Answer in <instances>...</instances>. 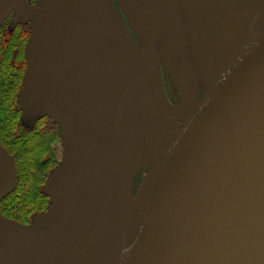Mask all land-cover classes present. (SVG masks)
<instances>
[{
	"label": "water",
	"instance_id": "1",
	"mask_svg": "<svg viewBox=\"0 0 264 264\" xmlns=\"http://www.w3.org/2000/svg\"><path fill=\"white\" fill-rule=\"evenodd\" d=\"M112 1V5L116 3L128 20L138 46L129 37L127 41V34L116 24V13L113 19L106 13L96 24L95 0H79L81 8L73 13L71 21L68 15L61 19L62 24L65 23L70 29L75 21L69 45L70 64L78 43L77 40L74 42L78 23L81 22L80 51L86 60H92L91 43L99 40V84L97 87L85 84L84 89L87 115L91 109L95 113L99 109L97 115L103 123L98 144L102 147L105 142L102 135L110 130L104 111L106 101L101 93L102 68L103 83H107L106 66L116 69V77L112 76V79L121 86L115 102L109 97L113 132L117 129L114 103L119 109L125 104L134 108L139 78L143 91L150 97L152 91L157 106L165 113V117L163 114L157 116L166 123L174 121L177 126L174 130L172 125L169 129L167 126L165 135H160L162 143H168L166 147L159 152L153 148L155 161L136 195L128 202L127 212L117 233V246L111 264H264V26L259 28L258 22L259 33H256L251 25L252 12L249 13L245 30L241 28L239 35L251 38V42L225 66L217 80L199 97V71L181 23L171 17L173 23L170 28L164 26L159 31L163 37H159L137 0ZM57 2L59 0H45L44 11L49 6L51 10L49 26ZM153 2L158 4V0ZM15 3L16 0L3 1L0 20L13 10ZM170 3L175 13L179 4L177 0H170ZM159 12L155 15L159 16ZM78 16L80 19H77ZM105 20L110 24L106 42L102 40L106 34H101L100 28ZM59 21L56 37L64 27ZM51 29L52 26L48 30L50 42ZM160 39H166L178 49L177 59L168 66L167 71L175 81L183 103L174 104L167 96ZM225 40L231 41L230 38ZM211 43L207 46V54L213 52L215 45ZM125 46L129 53L123 52ZM100 51L103 52L102 64ZM133 56L139 58V64L135 66V63H131L130 67L134 89L132 85L128 87L124 79V74L128 73L125 66ZM90 73L93 75L94 71ZM88 76L87 80L92 84L93 76ZM147 77L150 88L146 83ZM183 78L185 84H179L178 81ZM40 83L34 84L28 96L25 95L27 102ZM31 105L42 113L54 111L51 89L39 90ZM141 110L149 135L144 103ZM95 119L98 118L95 116ZM119 125L120 130L122 125ZM97 164L95 161L91 168L94 180L100 176ZM87 186L92 187V190L89 189L90 195H95L101 189L95 184L86 185V189L89 188Z\"/></svg>",
	"mask_w": 264,
	"mask_h": 264
},
{
	"label": "flooded vegetation",
	"instance_id": "2",
	"mask_svg": "<svg viewBox=\"0 0 264 264\" xmlns=\"http://www.w3.org/2000/svg\"><path fill=\"white\" fill-rule=\"evenodd\" d=\"M44 4L45 1L40 5V0H27V8L36 11L33 13L28 9L20 11V0H16L13 10L0 20V264H110L128 202L155 161L153 148L161 151L165 145L160 135H165L167 126L169 129L172 125L174 130L177 125L161 121L157 115L165 117V113L157 106L153 92L152 100L143 91L139 78L135 107L125 104L119 109L114 103L117 129L113 132L109 97L115 102L121 86L112 79L116 69L106 66L107 83H103L102 68L101 93L110 130L102 135L105 142L101 147L100 134L86 132L84 84L81 81L75 86L71 76L69 45L75 21L72 29L67 26L59 36L63 45L55 53V60L53 53L46 50L50 44L51 10L49 6L45 12ZM113 6L117 26L125 31L127 41L130 38L138 46L122 10L115 3ZM80 23L74 39L79 43L78 51ZM100 28L106 42L109 21H102ZM100 58L102 64L101 51ZM28 70L34 76L37 72L44 75L29 102L24 94ZM163 74L170 101L183 103L181 96H172V79L164 66ZM146 80L150 88L149 78ZM42 88L53 92L54 111L42 113L31 105ZM142 103L149 120V135ZM98 111L91 109L89 115L99 119ZM95 161L100 175L97 180L91 175ZM92 184L104 187L108 205L101 208L102 216L96 213L93 224H89L81 195L85 186Z\"/></svg>",
	"mask_w": 264,
	"mask_h": 264
},
{
	"label": "rangeland",
	"instance_id": "3",
	"mask_svg": "<svg viewBox=\"0 0 264 264\" xmlns=\"http://www.w3.org/2000/svg\"><path fill=\"white\" fill-rule=\"evenodd\" d=\"M44 1L45 0H40V5L43 4ZM137 2L147 16V20L154 32L159 35V37H163V34L159 33V31L163 30L164 26L173 23V20L170 19L171 17L172 19L177 20L178 23H181L183 34L186 37L189 48L191 49L190 51L193 61L199 71L197 78V84L199 85L197 90L200 91L199 97H202L205 90L217 80L225 66L251 42L249 41L251 38L246 39L239 35V30L241 28L245 30V21L249 16V13L252 12L251 25L256 33H259V28H263L264 26V0H177L179 7H176L175 13L170 0H158V4H155L153 0H137ZM167 2H169V4H167ZM26 4L27 0H20V11L23 9L29 10ZM112 4V0H95V7L97 9L95 12L96 24L101 17L103 19V16L106 13L111 15L113 19L116 11ZM55 6L53 21L51 23L52 38L49 47L46 50L53 53L55 60H57L55 53H59L61 51V46L63 45H61L62 42L59 36L65 29L64 27H66L65 23L64 25L62 24L61 19L65 15H68L71 21V16L81 8V4L79 3V0H59V3L57 2ZM169 6L171 7V10H169ZM162 7L164 10L161 11ZM158 10L160 11L159 16L155 15ZM29 11L33 13L36 12L34 10ZM58 21L60 25L64 27L61 28V31L58 34L59 36L56 37L55 34L58 28ZM241 21H243V24H241ZM258 22L260 26H258L259 28L257 30ZM252 33L256 34L254 32ZM226 38H230L231 41L229 40V42H227L225 40ZM211 39V42H213L215 46L213 47V52H208L207 54V46L209 44L212 45L211 42L209 43L207 41H210ZM159 41L162 51V64L164 68L167 69L168 66L177 59L178 55L176 54V51L178 52V49H176L175 44L173 46L172 43H169L166 39H160ZM59 42L61 43L59 44ZM78 46L79 44L76 43L71 60V76L73 77V83L77 86L82 81L84 88L85 84L97 87L99 84V73L97 69L99 68V61L97 58L99 40H97V42L94 40L93 43H91V61L86 60L82 56L80 50L78 51ZM228 47L230 48L229 50L227 49ZM123 52L129 53L127 46L124 47ZM131 63H135V66H137L139 64V58L133 56L128 60L125 66L128 73L124 74V79L127 81V86L129 87L132 85V88L134 89V79L130 68ZM91 71H94L93 75L90 73ZM88 74L93 76L92 79H94V82L92 84L87 80L89 78ZM25 77L28 82L24 94L28 96L32 86L37 82L40 83L44 80V75L37 72V76H34L31 75L30 70H28L27 76L25 75ZM170 79H172L171 75ZM178 83L185 84L184 78L182 81H178ZM170 92L172 96L177 98L180 97V91L177 89L176 83L173 79L170 85ZM190 96L191 93L189 92L188 97ZM88 109H90V106H88ZM102 128L103 123L100 119H93L88 115L86 128L88 134H99ZM30 142L31 141L26 143L27 147L30 145ZM167 144L168 143L165 144V147ZM26 145L21 144V147ZM89 189L92 190V187H89L88 189L84 188L85 192L83 191L81 195V202L85 206L87 212L86 220L89 224H93L95 214L99 213V216L101 217V208H106L108 201L105 198V193H102L104 190L103 187L95 195H90ZM91 209H93V211H91Z\"/></svg>",
	"mask_w": 264,
	"mask_h": 264
}]
</instances>
